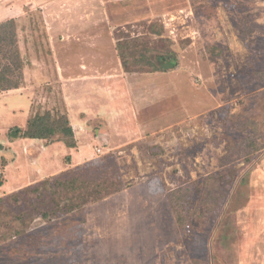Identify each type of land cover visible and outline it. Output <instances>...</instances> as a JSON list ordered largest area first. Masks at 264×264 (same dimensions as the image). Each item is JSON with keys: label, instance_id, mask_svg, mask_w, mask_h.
<instances>
[{"label": "rangeland", "instance_id": "obj_1", "mask_svg": "<svg viewBox=\"0 0 264 264\" xmlns=\"http://www.w3.org/2000/svg\"><path fill=\"white\" fill-rule=\"evenodd\" d=\"M10 18L24 67L0 92V264H264V0H0ZM123 35L177 66L126 72ZM46 109L67 114L74 147L9 138ZM248 137L261 147L246 160ZM66 175L79 206L23 226ZM177 187L192 193L185 229Z\"/></svg>", "mask_w": 264, "mask_h": 264}, {"label": "trees", "instance_id": "obj_2", "mask_svg": "<svg viewBox=\"0 0 264 264\" xmlns=\"http://www.w3.org/2000/svg\"><path fill=\"white\" fill-rule=\"evenodd\" d=\"M161 42H163V39ZM146 43L142 41L140 36L132 37L129 35L121 36L116 42L117 54L126 72H165L177 66L178 58L174 50L167 47L162 49L161 52L152 54ZM23 64L18 47L15 21L11 18L4 20L0 22V92L19 87L23 76ZM55 134H60V139L64 141L66 146H75V134L67 114L60 111H55V114H53L52 111L47 109L30 117L24 129L13 127L8 131L9 138L42 139L47 142ZM255 143L256 141L251 137L241 142V144H245L251 149L246 152V160H249L250 152L261 147ZM48 181L43 180L41 183L45 184ZM211 181L213 185L215 180L212 177L209 178L208 182L204 181L200 201L201 205H209L210 210L218 207L217 204L221 198L220 192L212 191ZM75 183V179L68 178L67 175L64 178L56 179L52 182V190H47L42 198L30 202V206L25 210H20L16 216L17 220L21 221L24 226L33 218L29 215L31 212H35V215L45 219L59 215V213L63 214L71 209L73 205L78 207L79 202L72 204V198L69 195L71 192L76 191ZM30 188L39 191L40 185L31 186ZM191 196V190L182 187H177L168 194V201L174 214L175 223L180 229H185L189 218L194 214V211L192 212L189 208L192 204ZM61 203L63 204L61 205Z\"/></svg>", "mask_w": 264, "mask_h": 264}]
</instances>
